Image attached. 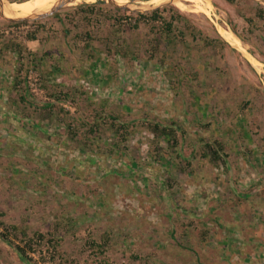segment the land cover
Listing matches in <instances>:
<instances>
[{"label": "rangeland", "instance_id": "374dc122", "mask_svg": "<svg viewBox=\"0 0 264 264\" xmlns=\"http://www.w3.org/2000/svg\"><path fill=\"white\" fill-rule=\"evenodd\" d=\"M6 1V17H25L47 12L59 0ZM96 1L70 0L56 14L19 25L0 17L1 100L12 101V96L20 101L21 94L31 106L60 108L57 116L68 129L51 127L41 136L34 131L38 135L30 137L28 146L15 149L6 148L0 134V222L25 227L33 249L26 252L31 262H21L0 237V264H215L210 261L216 250L234 242V232L223 228L217 232L220 224H187L180 216L187 215L186 208L176 206L166 208L170 221L183 219L184 224L178 229L182 234L171 235L159 220H151L155 209L144 200L140 179L158 170L164 179L173 176L169 193L172 201L178 199L177 193L186 186L183 181L200 175L191 170L196 162L193 154L187 155L188 138L195 131L194 138L201 140L197 153L201 148L200 153L208 152L206 144L215 148L217 140L204 131H215L212 123L225 103L227 131L247 127L256 155L264 157V5L253 0H206L211 14L206 15L191 5L182 10L170 3L154 10H160L161 20L151 22L152 33L149 22L138 17L141 12L116 11ZM11 3L23 7L14 12L6 6ZM83 3L94 6L81 10ZM142 3L161 2L132 1L138 9H147ZM177 11L180 16H174ZM170 16L175 20L166 35L160 26ZM135 20L139 26L130 30ZM218 25L234 31L258 65L228 43L222 45ZM155 37L156 49L151 40ZM62 81L76 86L59 91ZM103 86L117 94L112 98L115 103L99 101L106 95ZM202 100L207 107L197 110ZM11 108L0 103V133L7 131L4 119ZM51 110L33 115L47 118L49 124V116L55 117ZM156 113L164 123L152 116ZM154 122L173 129L175 139L167 143V137L154 134ZM42 141L46 147L38 149ZM216 145L219 159L210 160L219 163L226 155ZM184 156L193 162L185 163ZM197 159L202 156L197 154ZM123 163L127 170L120 168ZM218 167L205 168L201 181L213 177L215 183L221 181ZM12 169L19 171L16 178ZM159 191L161 196L166 190ZM12 195L18 199H9ZM159 195L152 194L160 201ZM3 228L0 224V231ZM201 238L207 247L196 243ZM8 239L15 245L25 243L13 233Z\"/></svg>", "mask_w": 264, "mask_h": 264}, {"label": "crops", "instance_id": "0c3cea01", "mask_svg": "<svg viewBox=\"0 0 264 264\" xmlns=\"http://www.w3.org/2000/svg\"><path fill=\"white\" fill-rule=\"evenodd\" d=\"M31 42L33 41H29L27 42V44ZM49 72V74L52 73L51 71ZM64 84V81L59 83V91L61 88L67 86L70 88H72V86H76L73 84L69 85L67 83L64 86ZM102 88L103 90H106V95L105 98L100 97L99 101L103 103H115L112 98L116 97L117 94H112L109 86L106 89L104 88V86ZM121 88L122 87L119 85V99L123 97L121 96ZM11 98L12 101L4 102L1 100L0 96V103L3 102L11 104L12 106L11 111L8 112L9 114L5 115L4 119L8 121L4 126L7 131H1L0 133L6 138V148L13 147V149H15L18 145L28 146L31 139L30 137L35 135L34 131H39L40 133L38 134L39 136H41L44 135V131L51 130V127L55 131L62 132L68 130L66 123H64V120L59 118V116L56 115L57 117H53V120H51L49 116L50 122L49 124H47V118L44 119L42 117V121L41 117L36 119L33 115L34 113H37V111H34L36 107L31 106L27 102H24L22 105L20 101H17V97L13 98L11 96ZM120 102L121 100H119V103ZM198 104L199 105H197L196 107L197 110H200L202 108L205 109L207 107L206 100H202V102L199 101ZM226 106V103L221 106L223 110H220L219 115L215 117V120L212 123L215 131H204L210 132V135L214 136L217 142L220 143V147L226 155L224 156V159L222 158V161H220L219 163L212 162L210 160V154L208 153L209 151H202V153H200L202 148L199 150L200 152L197 153V149L200 147L202 142L201 140H196L194 138L195 131H192L193 134L190 135V138H188L189 141L185 139V141L190 143H188V145H190L188 149L190 150L188 151L187 155L191 156L193 154L195 156V159L192 160L196 162V164H194V167L196 168H191V170L194 169L196 171L195 176H198L199 174L202 175L205 168L209 169L213 166L218 167L220 165L219 167L220 169H222L220 177L222 178V180L218 183H215L216 180L213 177V180L210 179V181L204 182L201 181L199 175V177L192 178V181L190 182L183 181L186 184V186L182 190V192H184L177 193L176 196L178 197V199H174V201H172L171 197H173V195L171 196V194L169 193V188L172 187L170 185V180L174 182V179H172L174 177L167 176L164 179L162 178L163 175H159V170L156 169L158 170V173H154L152 175L150 174V178L148 179H140V186H142V188H145V190L142 189L140 190V192L144 194L143 196H145L146 198L144 200L151 201V207L155 209V213L151 217V220L154 221L155 218L156 220H159L158 224H160L161 222V224L166 227L167 231H169L170 234L174 231H179L178 229L181 228L180 225L184 224L182 223L184 221L183 219L178 221L176 220V224L175 222L170 221L171 217L169 213L170 211L168 209L170 208L171 210L172 207L176 206H184L186 208L183 209L187 213V215L182 214L180 216H184L186 218V221L184 222H188L187 224H191L193 221L194 222L192 224L200 225L201 227H203L205 222H207V224H220V228L217 230V232L219 231V233H221L222 228L226 229L227 231L230 230L234 232V242L232 241L230 242V244L220 245L218 247L220 249L216 250V255H214L215 257H213L210 262H213L215 264L264 263V157L260 153L259 155H256L257 148H255L256 146L254 144H251L250 131H247V127L238 128L239 131H236L237 129L234 131H227L228 129L225 123L226 120L223 121V119L225 118L223 112L225 111L224 107ZM20 110L22 111V113H20ZM189 112L191 113L190 110ZM157 115L158 113L152 114V116L158 122L164 123V121H161V119L159 118L160 116ZM32 118H35L34 121ZM173 119L175 120V118ZM187 119L189 120L190 118L187 117ZM154 125H157L158 128H160L159 125L155 122ZM31 126L33 128H30ZM196 132H199V130H197ZM38 134H36L35 137ZM207 140L208 139L206 138V141ZM42 142V145H38V149H41V146L42 149H44L43 147H46V142ZM196 153L199 154V156H202V159L198 160L199 157L197 159ZM183 160L185 161V163L192 161L191 159V161L189 160V157L186 158L185 156ZM15 165L16 167L20 168V165H17L16 163ZM148 167H152L151 163H149ZM120 168L127 170V168L129 167H127L126 163H123ZM13 171L14 172L11 174V176L13 178H16L19 171ZM162 189H165L167 193L165 191L164 194H161L160 196L159 190L162 191ZM13 190L14 192L19 193V191L15 189H12L11 191ZM12 193L13 192H11L10 194ZM152 194L155 197H158L159 195L160 201L156 198H153ZM9 199L17 200L18 196L12 195V197L9 196ZM179 199L182 201V203ZM166 208L168 209L166 210ZM165 211H168V213L165 214ZM163 216H165V218H163ZM211 218L213 220L208 221ZM199 230L200 228L198 229V232L200 234L201 230ZM188 231L185 232L188 233ZM191 232L195 233L196 231L194 228H192ZM179 233L182 234V230L179 231ZM202 234H204V231L202 232ZM155 240L158 241L157 238ZM189 241L192 242V240ZM204 242L205 239L201 238V241H198L196 243H198L201 247H207ZM198 248L200 249V247ZM176 253L181 256L179 251ZM199 253L200 256H204L205 249L200 250ZM196 260H200L198 255H196Z\"/></svg>", "mask_w": 264, "mask_h": 264}, {"label": "trees", "instance_id": "16d2710c", "mask_svg": "<svg viewBox=\"0 0 264 264\" xmlns=\"http://www.w3.org/2000/svg\"><path fill=\"white\" fill-rule=\"evenodd\" d=\"M226 2H228V3H233V0H225ZM81 6V7H80ZM94 6V4H87V3H83L82 5L80 4L79 5V8L82 10L83 8H85V9H91L92 7ZM165 9H167V8H163V9H161V10H165ZM116 11H120L119 9H115ZM160 10H157V11H152V12H150V13H137V15H138V17H140L141 19H143L144 21H147V22H149L148 24L150 25V27H149V32H155V26L154 25H151L152 23L151 22H156L157 20H161V16L160 15H158V12H159ZM260 12V11H259ZM56 14V13H55ZM180 14L181 13H179L178 11H177V13H175L174 14V16H180ZM259 15L257 14V17H258ZM261 16V15H260ZM173 20H175L174 18H173V16H170V20H168V21H164L163 22V25L162 26H160V31H161V33H165L166 35L167 34H170L171 33V27H172V23H173ZM248 20V19H247ZM21 22H17V23H9V24H11V25H19ZM138 26H139V21L138 20H135V22L133 23V25H130V27H129V29L130 30H132V29H137L138 28ZM234 32V31H233ZM234 34H235V32H234ZM220 35V34H219ZM221 36V35H220ZM222 37V36H221ZM151 40H154V43H152V45H153V48L154 49H156L157 48V46H156V43H158V37H155V38H153V39H151ZM150 40V41H151ZM222 42H221V44L222 45H226L227 44V42L225 41H223V40H221ZM127 56V55H126ZM126 56H124V57H126ZM112 77V76H111ZM113 78V77H112ZM19 99H20V103H22V105H23V103H24V97L20 94L19 95ZM44 106V105H43ZM36 107V106H35ZM44 109H47V110H53V108H48V105L46 106V104H45V107H42V106H40V107H36L35 109H34V111L36 112V111H44ZM60 109V108H59ZM51 110V112L52 113H54L55 114V116L56 115H59V113L61 112L60 110ZM113 119H115L114 117H113ZM157 124V123H156ZM153 132H154V134H156V133H159L160 135H162L163 136V138H165V137H167V143L170 141L171 142V139L173 140V139H175L174 137V135H175V132H174V130L173 129H171V128H169V127H167V129H166V127H160L159 129H158V126L157 125H154L153 126ZM124 136H123V134H121L120 135V138H123ZM169 138V139H168ZM214 145H215V148L212 146V145H210V144H206V147L209 149L208 151L210 152V158H211V160L212 161H216V160H218L219 159V154H218V152H219V150H217V145L216 144H218L219 146H221L220 145V143L219 142H216V144L215 143H213ZM221 148V147H220ZM208 152V153H209ZM0 224L4 227L3 229H4V232H2V231H0V237L2 238V240H4V242H6L8 245H10V246H12L13 248H14V250H15V252H16V255H17V257H18V259L21 261V262H24V263H29V262H31V258L30 257H28L27 255H26V252H27V250L29 251L30 250V252H33V249H29V248H31V247H29L30 246V242L32 241V239L30 238V237H28L27 236V233H26V229H25V227H20V226H17V225H11V226H8V227H5L4 226V224H3V222H0ZM9 232H11V233H9ZM14 234V236H19V237H21V240L23 241V242H25V243H22V245H19V244H17V245H15V244H13L9 239H8V236H9V234ZM40 236V235H39ZM41 238H42V236H41ZM26 240V241H25Z\"/></svg>", "mask_w": 264, "mask_h": 264}, {"label": "water", "instance_id": "95a60500", "mask_svg": "<svg viewBox=\"0 0 264 264\" xmlns=\"http://www.w3.org/2000/svg\"><path fill=\"white\" fill-rule=\"evenodd\" d=\"M70 0H59L55 6L50 9L47 12H42V13H38V14H32L30 16H25V17H6L4 15V11H3V6L5 3H9L6 0H0V17L2 19H4L5 21L8 22H12V23H17V22H24V21H33V20H41L43 18H46L48 16L53 15L55 12H57L58 10H60L61 8H63L65 5H67L69 3ZM132 1H143V0H130V1H124V2H119L118 0H97L96 2L98 3H107L109 5H111L114 8H118V9H122V10H126V11H135V12H146V11H154L159 7L165 6L167 4H170V1H164L161 3H157V4H153V5H141L144 8H147L145 10L142 9H138V7L134 6L132 4ZM149 1V0H146ZM259 4L264 5V0H253ZM150 6V7H149Z\"/></svg>", "mask_w": 264, "mask_h": 264}, {"label": "bare ground", "instance_id": "6f19581e", "mask_svg": "<svg viewBox=\"0 0 264 264\" xmlns=\"http://www.w3.org/2000/svg\"><path fill=\"white\" fill-rule=\"evenodd\" d=\"M151 1H154V2L170 1L171 4H173L174 6L178 7L179 9H182V10L188 9L189 5H191V7H193V9L195 11L202 12L206 15H211L210 14V8H209V5H208L206 0H151ZM149 3H146V4L142 3V4L143 5H149ZM6 6H8L9 10L14 11V12L21 10V8L23 7V5L19 4V3L18 4L17 3H11V4H8ZM217 30L219 31L222 38L229 45H231L236 50L241 52L245 57H247L252 62L253 65H258V62L254 59V57H252L247 52V50L244 48L242 41L231 30L226 29V28H222L219 25L217 26Z\"/></svg>", "mask_w": 264, "mask_h": 264}]
</instances>
